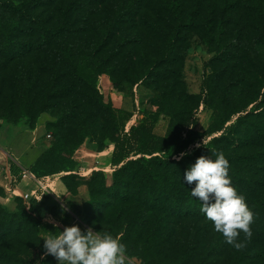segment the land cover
Returning <instances> with one entry per match:
<instances>
[{
    "label": "rangeland",
    "instance_id": "obj_1",
    "mask_svg": "<svg viewBox=\"0 0 264 264\" xmlns=\"http://www.w3.org/2000/svg\"><path fill=\"white\" fill-rule=\"evenodd\" d=\"M9 1L27 4L28 13L24 18H17L19 29L14 30L18 33L13 40L20 45V56L11 58L7 54L8 38L0 34V149L10 151L12 148L15 150L13 156L21 153L23 163H30L60 135H68L70 141H74L79 121L88 116L93 135L77 152L75 170L59 174L67 175L72 193L76 194L73 196L69 192L70 198L65 199V203L71 212L81 217L82 231L91 227L94 232L103 233L114 228L116 237H121L130 223L137 222L136 233L143 235L142 251L150 237L156 242L164 240L150 250L151 260L138 252L132 257L126 255V264H149L151 261L175 264L189 255H192L191 264H236V261H240L238 264H264V225L261 228L255 225L258 217L264 218V214L258 211L251 226V240L247 241L241 233L238 241L244 242L246 247L236 250L214 230L213 223L199 220L184 223L173 218L171 210L149 208L143 204L144 192L137 189L131 193L134 201L143 207L141 215L137 212L140 206L132 205L130 212L125 213L123 229L116 228L117 224L113 226L112 222L101 226L100 216L93 213L98 203L89 204L92 190L104 181L103 177L94 178L93 174L112 170L114 139L133 125L151 121L161 110L164 112L155 125L154 134L158 139L164 138L171 123L166 114L169 102L185 100L187 123L199 132L207 131L212 125L216 116L213 104L222 97L228 96L230 104L236 99L242 103L255 100L240 114L249 113L250 119L258 116L257 112L264 109V0H189L183 32L178 38L174 35L176 20L167 14L163 0H0V3ZM119 6L126 7L128 14L125 21L116 24L112 32L114 38L108 43L109 52L114 55L108 65H115L117 82L107 73L99 81L105 101L112 103L119 116L116 125L104 107L87 97L88 84L75 83L70 69L60 65L54 53L56 45L53 41H45L43 35L47 29H67L68 21L70 43L89 44L101 37L103 29L111 26L114 9ZM12 18L15 19L8 14L6 20ZM222 21L224 33L219 29ZM170 41L175 44L172 49ZM28 44L31 50H26ZM148 65H155L148 81L138 80L140 71ZM27 78L35 82L32 97L38 103L46 89L61 91L59 96L52 98L49 111L34 113L32 119L23 116L18 108L17 81ZM236 120L237 117L233 122ZM248 126L251 125L244 124L243 129ZM48 133H52V138H48ZM107 134L112 135L113 140ZM257 137L258 132L251 126L248 139L238 130L233 143L234 146L241 144V151H249L260 145ZM196 145L190 146L188 153ZM175 159L181 161V158ZM180 166L181 171L186 169ZM17 197L0 204L17 212L24 206ZM32 197L43 202L52 195L34 188ZM107 199L110 202L113 198ZM5 212L0 208V264H59L54 256L44 255L43 238L47 234L32 228L20 229L18 217L2 225ZM91 217L92 226L89 225ZM147 218L150 221L146 224ZM134 239H129L131 244ZM213 242L217 249L211 252L208 248ZM7 249L19 251L20 257L4 255Z\"/></svg>",
    "mask_w": 264,
    "mask_h": 264
},
{
    "label": "trees",
    "instance_id": "obj_2",
    "mask_svg": "<svg viewBox=\"0 0 264 264\" xmlns=\"http://www.w3.org/2000/svg\"><path fill=\"white\" fill-rule=\"evenodd\" d=\"M189 0H163V5L169 16L176 20L174 25L175 37H180L185 25L184 13L187 10ZM125 1H121L123 3ZM122 5V4H121ZM114 9V22L111 26L103 29L101 37L92 40L91 43L80 42L72 44L69 41V24L56 31L47 29L43 35L45 41H53L56 45L54 53L60 60V65H65L70 69V74L75 83H86L90 87L87 91V97L90 101L104 107L109 112L110 119L117 125L119 116L115 113L111 102H106L104 94L100 91V77L103 74H109L114 82L116 81L115 65H108L113 54L109 52L108 43L114 38L113 31L117 23L125 21L128 14L126 7L119 6ZM28 10L25 3H14L13 1L0 3V34L8 38L7 54L11 58H15L18 54H22L19 43L13 38L18 36L14 30L19 29L17 18H24ZM11 14L15 19L7 21V15ZM29 18V17H28ZM219 29L221 33L225 31V23L220 22ZM67 32V33H66ZM171 49L175 47L174 42L170 41ZM31 50L29 44L25 47ZM155 65H148L140 71L139 79L143 82L148 81V77L152 74ZM35 82L29 78L17 81V90L19 94V111L28 118H33L34 113H43L50 110L52 98L59 96L60 90L49 88L44 91L38 103L32 97V91ZM255 100L240 102L235 100L233 104L228 102V96L220 98L219 102L214 105L216 116L212 125L205 132H199L187 123V108L185 100L179 102H169L166 107V114L171 118V123L167 129L166 136L162 139L155 137V125L159 121L163 110L156 112L151 121L133 125L129 131H125L122 135L114 139V150L111 159L112 170L108 172H95L94 178L103 177L104 181L96 189L92 190L93 196L91 206L98 203L93 208V213L100 216L102 225H108L112 222L117 224L116 228L123 229V219L126 212H130L131 206H140L137 209L139 215L142 205L134 201L132 190H140L145 194L143 204L149 208L161 207L165 210H171L170 215L184 223L193 220L209 221L205 214L200 212L201 202L198 198L191 196V190L195 187V183L189 185L184 181L185 172L195 163L201 155L209 156L215 159L212 154L213 150L222 151L229 161V176L232 185L237 189L238 194L245 197L246 203L253 211L254 216L257 211L264 214V109L258 111V116L249 118V113H243ZM38 109V112L36 111ZM260 108H257L259 110ZM240 114V115H239ZM237 120L233 122V119ZM248 124L254 127L258 132V141L260 145L249 151H241V144L234 146L233 136L241 131L242 137L249 138L251 126L243 129V125ZM48 125L46 124V127ZM52 135V133H50ZM93 135L92 123L88 116H83L79 121L77 135L74 141H70L68 135H60L52 144L36 159L30 166L29 171L34 177L42 182L44 179L59 175L64 172H73L77 166L76 155L83 144ZM113 140V136L107 134ZM52 138V137H51ZM241 139V138H240ZM204 142L207 140L205 145ZM242 140V139H241ZM243 141V140H242ZM200 144L195 147L191 153L188 148ZM181 153H187L181 158L180 162H176V157ZM180 165L186 166L181 171ZM62 180L69 192L72 193V187L68 181L67 175H62ZM76 196L75 193H72ZM113 198L108 202L107 198ZM20 201L23 199L17 197ZM119 200L125 201L124 203ZM74 201V200H73ZM72 201V202H73ZM70 202V204L72 203ZM24 203V201H23ZM76 209L75 204L72 205ZM1 209H5L4 217L1 224L7 221L13 222L18 217V226L21 228L35 229L45 234L51 232L56 234L62 232L65 227L81 225V217L70 211V207L62 204L53 197L38 202L35 199L31 201V208L28 210L24 203L23 207L16 211L0 204ZM66 209V210H65ZM72 210V209H71ZM79 211V209H78ZM118 212V213H117ZM54 216L59 222L58 227H54L53 223H49L50 216ZM95 216V215H91ZM150 219L147 218V222ZM211 222V221H209ZM257 228L264 225V218L258 217L256 221ZM212 223V222H211ZM89 225H93V217L89 219ZM112 226V227H113ZM81 228V227H80ZM84 228V227H83ZM17 229V232L20 231ZM87 228L83 230L86 231ZM137 222L129 224L124 229L123 235L120 237L121 243L127 247L126 255L129 257L141 254L146 260H151L152 254L150 250L155 249L157 245L163 241L156 242L150 237L145 241V249L142 243L143 235L139 232ZM82 231V232H84ZM9 232L11 228L9 227ZM117 232V231H116ZM114 228L108 232L114 237L117 233ZM6 235V234H5ZM133 243L129 239L133 240ZM0 236V240H1ZM211 252L217 249L216 242L210 243ZM4 255L11 258H19L20 252L14 249H7ZM193 262L192 255L182 260L175 261V264H191ZM240 261H236L238 264ZM149 264H155L154 261Z\"/></svg>",
    "mask_w": 264,
    "mask_h": 264
},
{
    "label": "clouds",
    "instance_id": "obj_3",
    "mask_svg": "<svg viewBox=\"0 0 264 264\" xmlns=\"http://www.w3.org/2000/svg\"><path fill=\"white\" fill-rule=\"evenodd\" d=\"M202 143L205 145L204 140ZM186 154L181 153L177 159ZM212 154L215 159L198 157L185 172L184 181L189 185L195 183L191 196L201 202L200 212L213 223L214 230L223 235L227 244L242 250L246 244L239 242L238 237L243 233L247 241L251 240L255 216L245 197L231 183L230 164L224 153L213 150ZM48 222L58 227L52 218ZM48 233L43 238L44 255L54 256L59 264H126V245L120 237L108 232H94L91 227L82 232L79 226L73 225L56 234Z\"/></svg>",
    "mask_w": 264,
    "mask_h": 264
},
{
    "label": "crops",
    "instance_id": "obj_4",
    "mask_svg": "<svg viewBox=\"0 0 264 264\" xmlns=\"http://www.w3.org/2000/svg\"><path fill=\"white\" fill-rule=\"evenodd\" d=\"M10 149V151L0 149V202L10 200V197H19V193H30L32 195L34 188L38 190L41 184L45 183L46 186L50 188V195L60 203L66 204L65 199L70 198V194L61 175L50 177L46 179L44 183L38 180L21 179L22 170L27 169L29 171L30 166L42 153L35 160L25 164L21 159V153H16L15 156H13L15 150L13 151L12 148ZM32 184H34V186H32ZM49 218H52L59 224L53 215Z\"/></svg>",
    "mask_w": 264,
    "mask_h": 264
},
{
    "label": "built area",
    "instance_id": "obj_5",
    "mask_svg": "<svg viewBox=\"0 0 264 264\" xmlns=\"http://www.w3.org/2000/svg\"><path fill=\"white\" fill-rule=\"evenodd\" d=\"M48 138H51L52 135L50 133L47 134ZM21 179H30V180H34L37 181V179L34 177V175L29 172L27 169H23L21 172ZM40 189L44 192V193H50L49 190L50 188H48V186H46V184H41ZM19 197H21L24 201V203L27 205V209L29 210L31 208V201H32V195L30 193H19Z\"/></svg>",
    "mask_w": 264,
    "mask_h": 264
}]
</instances>
